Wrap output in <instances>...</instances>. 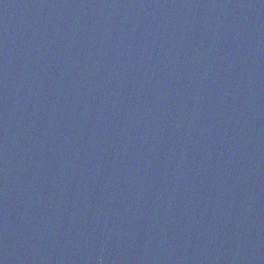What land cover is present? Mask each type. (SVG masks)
Returning a JSON list of instances; mask_svg holds the SVG:
<instances>
[{"label":"water","instance_id":"obj_1","mask_svg":"<svg viewBox=\"0 0 264 264\" xmlns=\"http://www.w3.org/2000/svg\"><path fill=\"white\" fill-rule=\"evenodd\" d=\"M0 264H264V0H0Z\"/></svg>","mask_w":264,"mask_h":264}]
</instances>
